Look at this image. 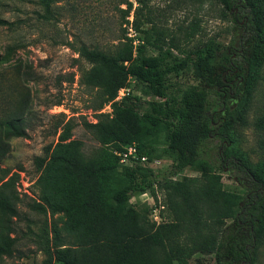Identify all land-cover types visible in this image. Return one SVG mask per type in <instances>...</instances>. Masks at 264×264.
Wrapping results in <instances>:
<instances>
[{
    "label": "rangeland",
    "instance_id": "374dc122",
    "mask_svg": "<svg viewBox=\"0 0 264 264\" xmlns=\"http://www.w3.org/2000/svg\"><path fill=\"white\" fill-rule=\"evenodd\" d=\"M131 4L128 14L127 5ZM0 17L9 22L27 20L38 10L43 23L33 32L10 34L0 28V56L8 44L16 47L20 71L8 69L0 83L3 97L0 107L18 113L21 99L28 97L23 117L25 137H14L7 128L0 132V187L12 179L19 195L20 217L12 219L13 232L3 225L0 215V264H180L165 257L143 242L142 235L159 224H181L176 233L184 244L193 225L191 214L184 211L181 200L169 190L154 187V195L133 194L129 205L121 211L103 204L110 185L102 183L101 204L89 209L91 192L85 187L89 172L100 170L117 158L114 142L101 134L100 123L116 118L129 106L141 113L151 100L142 92V85L129 77L124 96L107 100L114 74L81 57L80 45L114 52L120 42L130 40L133 57L140 51L157 55L170 48L177 55L196 51L209 39L221 48L231 47L232 60L243 61L245 27L234 25L223 14L216 0H0ZM264 10V0H259ZM242 15V9H236ZM35 16V15H34ZM6 68V67H5ZM239 78H237L238 80ZM175 89L196 85L190 69L170 77ZM234 95V93H233ZM129 101L121 104L124 97ZM57 100L61 105L54 106ZM235 98L228 105L235 106ZM134 141L123 145L136 146L150 140L143 132L133 134ZM158 147L165 146V137L153 138ZM218 137L207 141L201 160L178 174L169 170L171 160L162 158L154 170L163 171L169 180L188 178L196 185L202 175L216 173L222 189L228 193H246L248 180L238 166L222 163L224 148ZM232 149L236 156L264 178V57L252 84L249 105L233 132ZM7 192V190H6ZM160 209V220L152 212ZM216 206L202 205L203 234L218 228L212 217ZM123 215V216H122ZM119 218V226H131L135 240H113L111 231L101 233L98 223L104 217ZM122 216V217H120ZM226 219L221 227H229ZM264 241V238H263ZM9 248L11 255L6 254ZM168 248V247H167ZM186 264H216L213 255L192 253ZM264 264V246L260 263Z\"/></svg>",
    "mask_w": 264,
    "mask_h": 264
},
{
    "label": "trees",
    "instance_id": "16d2710c",
    "mask_svg": "<svg viewBox=\"0 0 264 264\" xmlns=\"http://www.w3.org/2000/svg\"><path fill=\"white\" fill-rule=\"evenodd\" d=\"M216 2L228 21L234 25L241 21L245 27L241 63L232 60V46L221 48L213 39H209L196 51H189L184 55H177L170 48L157 55H145L139 49L133 57L129 39L120 42L122 47H116L113 53L85 45H80L76 52L88 62L100 65L114 74L107 100L112 101L116 97L118 91L126 86L129 77L141 84L143 94L151 98L145 102L146 108L139 113L125 106L129 97H124L121 101L125 106L123 112H116V118L108 123H100L101 134L114 142L115 151H124L122 146L134 141L133 134L143 132L150 136V140L138 142L137 156L146 158L149 162L169 158L170 172L178 174L187 167H195L201 160L207 141L218 137L224 148L219 157L222 163L230 161L238 166L248 180L242 184L246 193L241 195L224 191L221 177L216 173L203 174L202 183L196 185L188 178L169 180L162 177L163 171L147 166L121 165L118 157L114 156L111 163L100 170L101 174L89 172L86 176L88 179L85 187L92 196L88 207L94 209L101 204L103 181L110 185L103 204L118 211L129 205L133 194L151 192L154 195V187L162 188L163 185L164 189L181 200L184 211L192 216L193 225L188 229L189 236L182 245L177 242L181 235L176 233L181 227L180 223L159 224L141 236L143 242L180 264H186L185 257L198 252L213 255L216 264H259L260 252L264 246V178L246 161L237 157L230 145L233 144L235 127L242 121L249 105L255 72L264 57V10L260 8L259 0ZM124 3L128 14L132 6L129 2ZM237 8L244 13L237 15ZM42 23L43 18L38 10L27 20L17 18L9 22L0 17V28L10 34L33 32ZM16 47L22 49L23 45L8 44L4 54L0 56V83L6 77L8 69L20 71L21 61L16 58ZM186 69L191 70L198 83L184 89H175L170 77ZM3 94L0 85V98ZM233 98L236 100L235 106L230 107L228 102ZM27 103L28 97L25 96L21 99L22 108L18 113L7 116L8 110L0 107V132L7 128L14 137L26 136L23 117ZM59 105L61 100L54 103V106ZM159 135L165 137L163 147H158L153 140ZM20 201L12 179L3 183L0 187V215L9 232L14 231L12 219L20 217ZM207 202L216 206L212 219L219 227L203 234L201 212L202 205ZM226 219H231L232 223L223 228L221 225ZM124 224L123 221L119 226L117 216L104 217L98 227L101 233L109 228L113 240L126 238L134 241L136 231ZM6 251V254L11 255L9 248Z\"/></svg>",
    "mask_w": 264,
    "mask_h": 264
},
{
    "label": "built area",
    "instance_id": "2783aa9c",
    "mask_svg": "<svg viewBox=\"0 0 264 264\" xmlns=\"http://www.w3.org/2000/svg\"><path fill=\"white\" fill-rule=\"evenodd\" d=\"M125 91H127L126 87L121 88L118 91V99H120L121 97L125 95L124 94ZM117 156L119 159L118 160L119 164L124 165V166H131L133 164H139L144 167L147 166V167L153 168L154 165L161 162L160 160H153L149 162L146 158H139L137 156L136 146L134 145L125 148L124 151L119 152ZM144 196H147V193L142 194L140 197H144ZM153 206L154 207L152 208V212L155 215L156 220H160L159 212H160V209L163 207L162 206L157 207L155 206V204Z\"/></svg>",
    "mask_w": 264,
    "mask_h": 264
}]
</instances>
